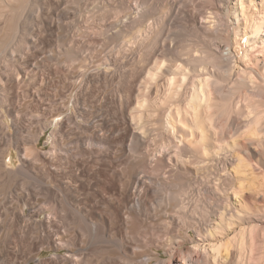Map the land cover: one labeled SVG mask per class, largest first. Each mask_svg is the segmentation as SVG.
<instances>
[{
    "label": "bare ground",
    "instance_id": "obj_1",
    "mask_svg": "<svg viewBox=\"0 0 264 264\" xmlns=\"http://www.w3.org/2000/svg\"><path fill=\"white\" fill-rule=\"evenodd\" d=\"M130 1L0 0V264H264V0Z\"/></svg>",
    "mask_w": 264,
    "mask_h": 264
},
{
    "label": "rangeland",
    "instance_id": "obj_2",
    "mask_svg": "<svg viewBox=\"0 0 264 264\" xmlns=\"http://www.w3.org/2000/svg\"><path fill=\"white\" fill-rule=\"evenodd\" d=\"M82 3H80V6H79V10H80V17L79 16H75L73 19L71 18L70 20H72L73 22H74V24L75 25H77V26H75L76 28H74V29H71V30H68V32H69V34H68V36H69V38H73L74 40H81V41H84L85 40V38L86 39H88V40H85L84 42H90V43H92L91 41H93V49H94V55L96 56H99V58H102V56H103V58H104V56L106 55H109L111 52H112V54H114V52L113 51H110V47H112V45H109L110 47H106V46H108V45H104L103 44V39L101 38V37H97V34H96V29H98V28H107L108 27V25L110 24H112L111 26H112V28L110 29L112 32H114L116 29L114 28V27H116V26H118L119 24H121L122 22H124V20L126 21V16L124 17V15H120L119 17H114L115 15H109L108 16V18H106L105 20H102V19H99V17L97 16L99 13H100V11H99V8H101L102 6H106L107 8H111V6H112V4L115 2V1H117V0H104V4L101 6V4H102V2H101V0H85V1H83V0H80ZM96 1V2H95ZM114 1V2H113ZM179 1V2H178ZM100 2V3H99ZM131 2V4H132V6H134V7H136L137 5H136V2L134 1V0H131L130 1ZM177 2L180 4V6L182 7V5H183V7L185 6V8L187 7L188 9L190 8H194V7H196V5L195 4H198V3H202L203 2V0H177ZM232 2L233 3H235V2H238V0H232ZM151 3H153V2H151ZM183 3V4H182ZM232 3V4H233ZM182 4V5H181ZM249 4H253V5H255V6H253L252 7V5H249ZM244 5H246L247 7H248V10H249V12H254L255 11V13L258 11V12H263V10L261 9V4H260V1L259 0H254V2L252 1L251 3L248 1V0H244ZM138 7V6H137ZM136 7V8H137ZM91 8V9H90ZM106 8V10H108ZM69 9H70V11H71V13L73 14L74 13V6L73 5H69ZM207 8L206 7H204V9L202 10V12H205V11H209L208 9L206 10ZM261 9V10H260ZM260 10V11H259ZM73 11V12H72ZM99 11V12H98ZM93 12H94V14H93ZM168 13V9H166V8H163L162 9V13ZM210 12V11H209ZM258 12H257V14H258ZM90 14V15H89ZM261 14L262 13H259L257 16H256V19H257V21H258V19L260 20V18H261ZM160 15V14H159ZM174 15H176L175 13H171V15L169 16V23L171 24V28L169 27V29H173L176 25V23H178V17H177V15H176V17H177V19L174 17ZM259 15H260V18H259ZM112 18H111V17ZM158 16V15H157ZM157 16H148V18L145 20V22L143 23V25H142V27H141V29H144L145 27H146V25L147 24H150V23H152L153 21H154V19H156L157 18ZM173 16V17H172ZM90 17H91V19H90ZM89 18V19H88ZM116 18V19H115ZM240 19V18H239ZM99 20V21H98ZM108 20V21H107ZM119 20V21H118ZM171 20V21H170ZM78 21V22H77ZM116 21V22H115ZM208 22L209 21H211V20H207ZM102 22V23H101ZM115 24H117V25H115ZM175 25V26H174ZM81 26V27H80ZM174 26V27H173ZM169 29L167 28L166 29V32H165V36L167 37H165V36H163V38H162V40H161V44H168L169 42H170V39L169 38H171V36L174 34H172V32H169ZM85 30V31H84ZM168 30V31H167ZM77 31H79V32H77ZM87 31V32H86ZM67 32V33H68ZM170 33V35H169V33ZM94 33V34H93ZM168 33V34H167ZM87 34V35H86ZM90 35V36H89ZM169 35V36H168ZM82 36V37H81ZM86 36V37H85ZM249 36V35H248ZM92 37V38H91ZM251 37V36H250ZM262 39H264V36H263V33H262ZM91 38V39H90ZM131 38H129V37H127L126 38V41L127 40H130ZM96 40V41H95ZM168 41V42H167ZM164 42V43H163ZM245 42V38H243L242 40H241V44H243ZM186 44H189V43H186ZM251 44V43H250ZM260 45H261V47L264 45V42H262L261 43V41H258V43H256V44H254V46L253 45H251L248 49L250 50H248L249 52H253V55L255 56V57H261V53L259 52L260 51ZM95 46V47H94ZM252 49V50H251ZM256 49V50H255ZM96 52V53H95ZM259 52V53H258ZM109 53V54H108ZM75 67V66H74ZM100 69H105V70H107V71H113V68L111 67H103V66H100L99 67ZM117 84H118V82H117V80H115L114 81V83H112V84H110V85H108L107 87L108 88H106V93H108V95H110V94H113V92H114V90H115V88L117 87ZM111 86H113V87H111ZM55 89H54V86H50L49 87V91L51 92H53ZM113 91V92H112ZM98 101L100 100V98L102 97V95H101V93H98ZM4 123L9 127L8 128V130L9 131H11V121L7 118V119H5L4 120ZM51 130H52V127H50L46 132H45V134L42 136V138H41V141H40V145H39V149L41 150V151H47L49 148H50V145L48 144V140H49V137H50V133H51ZM10 155L12 156V160L10 159ZM6 164H5V166L6 167H8V168H11V169H15L16 167H18V165H19V162H18V158H17V155H16V153H15V151H9L8 153H7V158H6ZM192 248H194V249H198L197 247H193V245H190ZM19 247H22V246H19ZM206 248H208V247H206ZM203 250V249H202ZM208 250H210L209 248H208ZM211 252V251H210ZM65 253V251H63V252H61V254H64ZM52 256H54V252H51V251H43V253H42V255H41V259H48V258H50V257H52ZM163 258H165V256H163ZM35 262H34V260H31V261H29V263L28 264H34Z\"/></svg>",
    "mask_w": 264,
    "mask_h": 264
}]
</instances>
